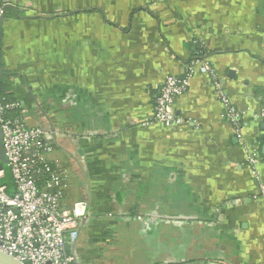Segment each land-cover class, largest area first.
<instances>
[{
  "label": "crops",
  "instance_id": "obj_1",
  "mask_svg": "<svg viewBox=\"0 0 264 264\" xmlns=\"http://www.w3.org/2000/svg\"><path fill=\"white\" fill-rule=\"evenodd\" d=\"M2 84L86 212L76 264H264V0H1ZM203 55L151 121L166 75ZM258 159L255 178L248 154Z\"/></svg>",
  "mask_w": 264,
  "mask_h": 264
},
{
  "label": "built area",
  "instance_id": "obj_2",
  "mask_svg": "<svg viewBox=\"0 0 264 264\" xmlns=\"http://www.w3.org/2000/svg\"><path fill=\"white\" fill-rule=\"evenodd\" d=\"M4 11L5 3L0 0V18ZM196 71L210 74L224 104V116L239 134L243 111L228 101L203 55L189 60L182 75L164 77L154 99L151 121L167 126L180 122L174 102L186 91L189 78ZM23 112L17 100H6L0 94L5 158V164L0 168V251L23 264H76L69 245L77 239L79 219L85 215L86 203L79 200L67 205L66 172L49 160L53 146L46 131L28 125ZM258 116L264 122V101ZM246 161L254 177L258 178L255 154H248ZM261 193L264 197L262 186Z\"/></svg>",
  "mask_w": 264,
  "mask_h": 264
},
{
  "label": "water",
  "instance_id": "obj_3",
  "mask_svg": "<svg viewBox=\"0 0 264 264\" xmlns=\"http://www.w3.org/2000/svg\"><path fill=\"white\" fill-rule=\"evenodd\" d=\"M0 168L5 164V158L3 154V146H2V129L0 127ZM0 264H23L16 259H14L12 256L3 253L0 251Z\"/></svg>",
  "mask_w": 264,
  "mask_h": 264
},
{
  "label": "trees",
  "instance_id": "obj_4",
  "mask_svg": "<svg viewBox=\"0 0 264 264\" xmlns=\"http://www.w3.org/2000/svg\"><path fill=\"white\" fill-rule=\"evenodd\" d=\"M1 71H0V94L5 97L6 100H13V98H11L9 96V94L5 91V87L4 85L2 84V77H1Z\"/></svg>",
  "mask_w": 264,
  "mask_h": 264
}]
</instances>
